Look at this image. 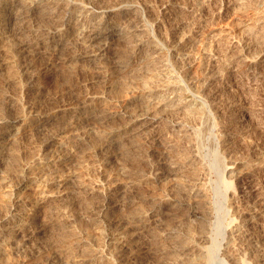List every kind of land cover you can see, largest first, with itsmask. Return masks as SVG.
<instances>
[{
	"label": "rangeland",
	"instance_id": "374dc122",
	"mask_svg": "<svg viewBox=\"0 0 264 264\" xmlns=\"http://www.w3.org/2000/svg\"><path fill=\"white\" fill-rule=\"evenodd\" d=\"M17 1L9 4L13 17L0 18L6 34L0 43V264H46L49 256L53 264H69L68 259L81 247L87 248L85 264L114 263L124 252L130 264H264V0H258V5L257 0H99L131 9L122 21L125 33L118 31L99 57L92 59L73 37L74 31L63 38L69 48L55 49L58 35L50 41L52 46L27 50L25 43L37 40L38 35L44 39L58 26L48 15L52 5L28 15L25 0ZM166 77H172L167 81L173 84L177 81V98H171L175 93H165L172 89L165 88L172 85ZM153 82L158 83L154 86ZM164 94L172 102L185 96L195 98L199 105L166 106L156 124L135 120ZM66 104L74 108L57 115ZM107 114L113 118H106ZM186 114L193 117L189 120ZM172 160L185 172L167 169ZM230 166L237 168L234 174ZM191 183L202 186L203 199L198 195L196 201L193 197L184 202ZM46 195L50 197L40 206L39 220L16 240L1 234L7 224L3 217L14 201L21 203L18 210H24ZM159 197L173 199L163 204L161 219L152 216ZM252 215L258 219L255 236L238 240L236 231L246 228ZM120 219L123 224L118 223ZM143 221L152 222L144 225ZM201 231L207 233V240H197ZM184 246L196 248V255H182L179 248ZM213 246L216 257L210 255ZM198 248L206 253L198 254Z\"/></svg>",
	"mask_w": 264,
	"mask_h": 264
},
{
	"label": "bare ground",
	"instance_id": "6f19581e",
	"mask_svg": "<svg viewBox=\"0 0 264 264\" xmlns=\"http://www.w3.org/2000/svg\"><path fill=\"white\" fill-rule=\"evenodd\" d=\"M11 1V0H10ZM10 1H8V0H0V18L2 17V18H6V19H8V18H10L11 16H12V14L13 13H11V9L9 8L10 7ZM17 1V0H16ZM22 1V0H21ZM118 1V0H117ZM116 1V3H118ZM244 1H246V0H244ZM254 1V0H253ZM12 2H15V1H12ZM18 2V1H17ZM23 2V1H22ZM119 2H120V0H119ZM240 2V1H239ZM250 2V1H249ZM252 2V1H251ZM250 2V3H251ZM256 2H259L258 0L257 1H255V4H256ZM261 2V1H260ZM16 3V2H15ZM20 3V2H19ZM115 3V4H116ZM121 3H122V1H121ZM12 4V3H11ZM45 4H50V5H52L53 7H52V9L53 10H51L52 11V13L51 14H48L49 15V18L58 26L54 31H52L50 34H48L47 36H44V39H42L41 37H43V36H40V35H38L37 37H38V41L35 39V40H31V41H29V42H27V43H25L24 44V46H25V48L27 49V50H29V51H31V50H40V48L41 47H46L47 45H53L50 41H53V40H55L57 37H58V35H60L61 36V38L60 39H58V41H54L55 42V45H53L54 47H55V49L57 48V49H59V48H61L63 45H64V43H63V38L65 37V36H67L69 33H71V32H73L74 31V33H75V36H73L74 38H76V39H78V41H81L80 43H82L85 47H86V49H87V52H86V54L87 55H91L90 56V58L92 57V58H97V57H99V54H101L100 53V51L101 50H103V49H105V47L107 46V43H108V41L109 40H114V39H112L116 34H117V32L118 31H121V30H123V28H122V26L123 25H125L124 24V22H123V24H122V21L124 20V17L126 16V14H127V12L126 11H128V10H130L131 9V7L130 8H124L123 7V5L121 6V7H118V8H116V7H114V6H110V5H104V4H102V3H100L99 2V0H88V2H86V3H84V2H79V1H77V0H25V5H26V9H27V13H28V15L30 14V15H33V13H35L40 7H44L45 6ZM114 4V5H115ZM120 4V3H119ZM118 4V5H119ZM125 4V3H124ZM241 4V3H240ZM245 4H246V2H245ZM260 4V3H259ZM264 4V3H263ZM262 4V5H263ZM117 5V6H118ZM127 5V4H126ZM130 5V4H129ZM248 5H253V4H248ZM256 5H258V4H256ZM262 5H259V6H261L262 7ZM116 6V5H115ZM125 6V5H124ZM135 6V5H134ZM259 6H257V7H259ZM13 7V6H12ZM21 7V6H20ZM246 7H247V5H246ZM252 7L253 6H250V8L252 9ZM254 7H255V5H254ZM264 7V6H263ZM262 7V8H263ZM138 8V7H137ZM136 8V9H137ZM256 8V7H255ZM43 9V8H42ZM45 9V8H44ZM251 9H249V10H251ZM261 8H259L258 9V11L260 10ZM244 10H247V9H244ZM261 10H263V9H261ZM260 10V11H261ZM13 11V10H12ZM26 11V10H25ZM39 11V10H38ZM50 11V12H51ZM18 12V11H17ZM133 12H134V10H133ZM136 12V11H135ZM253 12H255L256 13V11H253L252 10V12L251 13H253ZM262 12H264V11H262ZM38 13H40V12H38ZM41 13H42V11H41ZM48 13V12H47ZM131 13V12H130ZM259 13H261V12H259ZM15 14V13H14ZM18 14V13H17ZM26 14V13H25ZM258 14V13H257ZM16 15V14H15ZM27 15V16H28ZM48 15H45V16H47L48 17ZM130 15V14H129ZM128 15V16H129ZM189 15V14H188ZM192 15V14H191ZM263 15V14H262ZM26 16V17H27ZM127 16V17H128ZM141 16V15H140ZM255 16H256V14H255ZM258 16V15H257ZM13 17V16H12ZM18 17V16H17ZM193 17V16H192ZM198 17V16H197ZM194 18L195 17H193V20H194ZM258 19H260L261 17H257ZM11 19V18H10ZM31 19V18H30ZM257 19V20H258ZM1 20V19H0ZM25 20H27V19H25ZM133 20V19H132ZM135 20H136V18H135ZM141 20V19H140ZM199 20V19H198ZM197 20V21H198ZM21 21V20H20ZM31 21V20H30ZM129 21V20H128ZM127 21V22H128ZM142 21V20H141ZM140 21V22H141ZM126 22V23H127ZM133 22V21H132ZM135 22V21H134ZM193 22V21H192ZM262 22V21H261ZM122 24V25H121ZM134 24V23H133ZM255 24V23H254ZM253 24V25H254ZM143 25V24H142ZM146 25V24H145ZM144 25V26H145ZM264 25V24H263ZM127 26H131V25H127ZM137 27V24L136 25H134V27ZM199 26V25H198ZM197 26V27H198ZM135 27V28H136ZM141 27V26H140ZM196 27V26H195ZM253 27V26H252ZM125 28V27H124ZM134 28V29H135ZM142 28V27H141ZM199 28H201V27H199ZM257 28V27H256ZM263 28V27H262ZM129 29H131V28H128V30ZM132 29H133V27H132ZM133 29V30H134ZM143 29V28H142ZM146 29V28H145ZM149 29V28H148ZM250 29V28H249ZM264 29V28H263ZM9 30V29H8ZM132 30V31H133ZM195 30H196V28H195ZM248 30V29H247ZM261 30V29H260ZM4 30H3V28H2V25L0 24V43H1V41L5 38V33L3 32ZM125 30H123V32H124ZM149 31V30H148ZM252 31H253V29H252ZM8 32V31H7ZM31 32V31H30ZM122 32V31H121ZM120 32V33H121ZM129 32V31H128ZM192 32H193V30H192ZM256 32V31H255ZM35 33H37V31H35ZM35 33H32V34H35ZM125 33V32H124ZM133 33H135V32H133ZM188 33V32H187ZM194 33H195V31H194ZM251 33V32H250ZM9 34V33H8ZM38 34V33H37ZM36 34V35H37ZM137 34V33H136ZM189 34V33H188ZM193 34V33H192ZM256 34V33H255ZM14 35V34H13ZM20 35V34H19ZM118 35H122V34H118ZM130 35V34H129ZM129 35H127V36H129ZM139 35V34H138ZM186 35V34H185ZM195 35V34H194ZM250 35V34H249ZM9 36V35H8ZM59 36V37H60ZM71 36V35H70ZM124 36H126V35H124ZM188 36H190V35H188ZM131 37H132V35H131ZM140 36H138V38H139ZM187 37V36H186ZM255 37V36H254ZM35 38V37H34ZM66 38V37H65ZM118 38V37H117ZM141 38V37H140ZM261 38V37H260ZM259 38V39H260ZM263 38H264V36H263ZM68 39V38H67ZM75 39V40H76ZM128 39V38H127ZM142 39V38H141ZM158 39V38H157ZM184 39V38H183ZM255 39V38H254ZM253 38H252V40L253 41H255ZM258 39V40H259ZM74 40V41H75ZM139 41H140V39H138ZM165 40V39H164ZM191 40V39H190ZM261 40H264V39H261ZM69 41H71V39L70 40H68V42ZM155 41H157V40H155ZM158 41H160L159 39H158ZM157 41V42H158ZM183 41V40H182ZM186 41V40H185ZM5 42V41H4ZM66 42V41H65ZM162 42V41H161ZM187 42H189V41H187ZM20 43H21V41H20ZM72 43V42H71ZM156 43V42H155ZM166 43V42H165ZM186 43V42H185ZM255 43V42H254ZM66 44V43H65ZM73 44V43H72ZM164 44V43H163ZM236 44H237V42H236ZM67 45H68V43H67ZM110 45V44H109ZM137 45V44H136ZM260 45H262V44H260ZM4 46V45H3ZM64 46H66V45H64ZM79 46V45H78ZM133 46V45H132ZM47 47H49V46H47ZM66 47H68V46H66ZM65 47V48H66ZM71 47V46H70ZM85 47H82L83 49L85 48ZM111 47V46H110ZM137 47V46H136ZM154 48L156 47V44H155V46H153ZM160 47V46H159ZM176 47H179L178 45L176 46ZM64 48V49H65ZM69 48V47H68ZM73 48H75V47H73ZM139 48V47H138ZM42 49V48H41ZM52 49V48H51ZM67 49V48H66ZM109 49V48H108ZM140 49V48H139ZM156 49V48H155ZM160 49V48H159ZM163 49V48H162ZM165 49V48H164ZM263 49H264V47H263ZM26 50V51H27ZM44 50V49H43ZM46 50V49H45ZM50 50V49H49ZM49 50H46V51H49ZM53 50V49H52ZM80 50V49H79ZM154 50V49H153ZM147 51V50H146ZM164 51V50H163ZM37 52V51H36ZM49 52H51V51H49ZM54 52V51H53ZM56 52H58V51H56ZM55 52V53H56ZM136 52V51H135ZM139 52V51H138ZM153 52V51H152ZM157 52L158 51H156V52H154V53H156L157 54ZM22 53V52H21ZM28 53V52H27ZM26 53V54H27ZM33 53V52H32ZM39 53V52H38ZM104 53V52H103ZM85 54V55H86ZM141 54V53H140ZM76 55V54H75ZM83 54H81V56H82ZM102 55H104V54H102ZM77 56H78V54H77ZM139 56V55H138ZM151 56V55H150ZM264 56V55H263ZM249 57V56H248ZM91 58V59H92ZM142 58V57H141ZM150 59V58H149ZM253 59V58H252ZM86 60H87V58H86ZM96 60V59H95ZM132 60V59H131ZM152 60V59H151ZM249 60H250V58H249ZM98 61V60H97ZM150 61V60H149ZM153 61V60H152ZM248 62V61H247ZM251 62V61H250ZM102 63H104V62H102ZM145 63V62H144ZM178 63V62H177ZM176 63V64H177ZM256 63V62H255ZM142 64V63H141ZM174 63H172V65H173ZM245 64V63H244ZM243 64V65H244ZM3 65V64H2ZM175 65V64H174ZM257 65V64H256ZM148 66V65H147ZM177 66V65H176ZM159 67V66H158ZM171 67V66H170ZM169 67V68H170ZM178 67H179V65H178ZM151 68V67H150ZM161 68V67H160ZM163 68V67H162ZM164 68H165V66H164ZM174 68H176V67H174ZM180 68H181V66H180ZM256 68V67H255ZM152 69V68H151ZM166 69V68H165ZM147 70V69H146ZM158 70V72H159V69H157ZM167 70V69H166ZM136 71H138V70H136ZM152 71H154V70H152ZM156 71V70H155ZM162 71V70H161ZM160 71V72H161ZM170 71V70H169ZM183 71V70H182ZM147 72V71H146ZM162 72H164V70L162 71ZM181 72V71H180ZM184 72V71H183ZM138 73V72H137ZM156 73V72H155ZM171 73V72H170ZM169 73V74H170ZM140 74V73H139ZM159 74V73H158ZM182 75H183V73H181ZM143 75V74H142ZM157 75V74H156ZM161 75V74H160ZM166 75V74H165ZM179 75V74H178ZM146 76V75H145ZM149 76V75H148ZM148 76H146V77H148ZM152 76V75H151ZM155 76V75H154ZM158 76V75H157ZM162 76V75H161ZM164 76V75H163ZM170 76V75H169ZM172 76H173V73H172ZM184 76V78H185V76H186V74L185 75H183ZM145 77V78H146ZM173 77H175V76H173ZM141 78V77H140ZM143 78V77H142ZM150 78V77H149ZM148 78V79H149ZM153 78H155V77H153ZM156 78H158V77H156ZM172 78V77H171ZM170 77H169V79H171ZM176 78V80L178 79L177 77H175ZM163 79V78H162ZM167 77H166V82H168L167 81ZM168 79V80H169ZM174 79V78H173ZM189 79V78H188ZM157 79H155V81H156ZM165 80V79H164ZM175 80V81H176ZM181 80H183V79H181ZM187 80V79H186ZM186 80H183V82L184 81H186ZM160 81H161V78H160ZM170 81H172V80H170ZM178 81V80H177ZM177 81H176V83H177ZM189 81V80H188ZM147 82V81H146ZM146 82H145V84H146ZM153 83H155V82H153ZM158 83V82H157ZM157 83H155V85L154 86H156V84ZM163 82H161V84H162ZM169 84H172L171 86L169 85V86H167V87H165V88H172V89H170L169 91L167 90L165 93H175V95L173 96L172 94V99L174 98V97H176L177 98V94H179L178 92V90H177V88H178V86L176 85V83L175 84H173V81L172 82H168ZM167 83V84H168ZM180 83V82H179ZM186 83V82H185ZM148 84V83H147ZM160 84V85H161ZM166 84V83H165ZM188 84V83H187ZM150 85V84H149ZM148 85V86H149ZM151 85H152V83H151ZM178 85H180V84H178ZM88 86V85H87ZM153 86V85H152ZM162 86V85H161ZM166 86V85H165ZM145 87H146V85H145ZM182 87V86H181ZM158 88H159V85H158ZM157 88V89H158ZM162 88V87H161ZM179 88H180V86H179ZM150 89H151V86H150ZM156 89V88H155ZM182 89V88H181ZM181 89H180V91H181ZM155 91V90H154ZM160 91V90H159ZM184 91V90H183ZM188 91H190V90H188ZM148 92V91H147ZM150 92V91H149ZM161 92H163V91H161ZM160 92V93H161ZM190 93V92H189ZM145 95H146V93H144ZM149 94V93H148ZM186 94V93H185ZM163 95V94H162ZM165 95V97H161V98H159L158 97V99L156 100V103H154V105H152V107H150L151 105H149V106H147V108H145V110H144V112L142 113V115L140 116V117H136V119L135 120H137V122L138 121H143V122H145V124L146 123H149V124H153V123H155V122H157V120H158V118H159V116L161 115V113L163 112V110H164V112H165V109L167 108L166 106H170V108L172 107V109L173 108H178L179 107V109H180V107H183L184 108V106H190V107H194V105H196V104H198L199 103V100H196L194 97V99H192L191 97L190 98H188V96H185L184 98H183V100H180L179 99V101H174V102H172L171 100L172 99H169L168 97H166V94H164ZM142 96V95H141ZM179 96V95H178ZM180 96H182V94H180ZM189 96H191V95H189ZM192 96H193V94H192ZM143 97V96H142ZM141 97V98H142ZM148 97H152V96H148ZM157 97V96H156ZM170 97V96H169ZM198 97H200V96H198ZM93 98V97H92ZM179 98V97H178ZM146 100V99H145ZM154 100V99H153ZM170 101V102H169ZM88 102V101H87ZM86 102V103H87ZM148 102V101H147ZM70 103V102H69ZM145 104H146V101L144 102ZM200 103H202V102H200ZM148 104H149V102H148ZM64 105V104H63ZM67 105V104H66ZM65 105V106H66ZM70 105V104H69ZM87 105V104H86ZM144 105V104H143ZM147 105V104H146ZM199 105V104H198ZM82 107V106H81ZM146 107V106H145ZM196 107V106H195ZM74 107H73V105H70V106H66V107H64V108H59L58 110H57V115H59L61 112H63V113H65V112H67V111H69V110H71V109H73ZM165 108V109H164ZM198 108V106L196 107V109ZM224 108V107H223ZM77 109V108H76ZM171 109V110H172ZM186 109H188V107H186ZM191 109V108H190ZM189 109V110H190ZM193 109V108H192ZM199 109V108H198ZM201 109V108H200ZM167 110H169V111H171L170 109H169V107H168V109ZM166 110V113L168 112ZM184 110V109H183ZM182 110V111H183ZM195 110V109H194ZM203 110V109H202ZM202 110L200 111V112H202ZM142 111V110H141ZM140 111V112H141ZM176 111V110H175ZM74 112V111H73ZM72 112V113H73ZM90 113H92L91 111H89ZM139 112V113H140ZM191 112V111H190ZM193 112V111H192ZM199 112V111H198ZM125 113H127V112H125ZM125 113H124V115H125ZM185 113H186V111H185ZM188 113V112H187ZM195 113H197V111L195 112ZM136 114H138L137 112H136ZM136 114H133V118H134V115H136ZM141 114V113H140ZM165 114V113H164ZM168 114V113H167ZM184 114V113H183ZM62 115V114H61ZM64 115V114H63ZM89 115V114H88ZM98 115V114H97ZM105 115V114H104ZM109 114H107V116H108ZM112 115H113V113H112ZM128 115V114H127ZM173 115V114H172ZM171 115V116H172ZM192 115V114H191ZM195 115V114H194ZM204 115V114H203ZM77 116V115H76ZM75 116V117H76ZM79 116V115H78ZM110 116H111V113H110ZM131 116V115H130ZM129 116V117H130ZM163 116V115H162ZM170 116V115H169ZM186 116L189 118V120H190V117H193V116H188L187 114H186ZM199 116V115H198ZM202 116V115H201ZM101 117V116H100ZM103 118H104V116H102ZM125 117V116H124ZM200 117V116H199ZM48 118V117H47ZM74 118V117H73ZM81 118V117H80ZM82 118H83V116H82ZM86 118V117H85ZM102 118V119H103ZM106 118H113V117H106ZM162 118V117H161ZM173 118V117H172ZM180 118H181V116H180ZM188 118L186 119V120H188ZM105 119V118H104ZM104 119H103V121H104ZM160 119V118H159ZM175 119V118H174ZM183 119V118H182ZM185 119V118H184ZM242 119V118H241ZM77 120H78V118H77ZM80 120V119H79ZM134 120V119H133ZM181 120V119H180ZM185 120V121H186ZM74 122H75V120H73ZM105 121H107L106 119H105ZM131 120H129V122H130ZM184 121V120H183ZM182 122L181 121V123H186V122ZM29 122V121H28ZM128 122V123H129ZM179 122V121H178ZM11 123V122H10ZM45 123V122H44ZM131 123V122H130ZM180 123V124H181ZM234 123V122H233ZM237 123V122H236ZM73 124V123H72ZM76 124V123H75ZM156 124V123H155ZM177 124V123H176ZM238 124V123H237ZM15 125V124H14ZM13 125V126H14ZM23 125V127H26L28 124H22ZM34 125V124H33ZM127 125V124H126ZM182 126V125H181ZM184 126V125H183ZM45 127V126H44ZM134 127V126H133ZM148 127V126H147ZM180 127V126H179ZM221 127V126H220ZM136 128V127H135ZM232 128V127H231ZM237 128V127H236ZM240 128V127H239ZM243 128V127H242ZM122 129V128H121ZM137 129V128H136ZM222 129V128H221ZM118 130V129H117ZM127 131H128V129H126ZM132 130V129H131ZM135 131V130H134ZM240 131V130H239ZM124 132V131H123ZM180 132V131H179ZM128 133V132H127ZM126 133V134H127ZM130 133V132H129ZM239 132H237V134H238ZM244 133V132H243ZM119 134V133H118ZM124 134H125V132H124ZM226 134V133H225ZM231 134V133H230ZM229 134V135H230ZM239 134H241V133H239ZM109 135V134H108ZM111 135H114V134H111ZM122 135V134H121ZM242 135V134H241ZM245 135V134H244ZM128 136V135H127ZM190 136V135H189ZM227 136V135H226ZM225 136V137H226ZM112 137H114V136H112ZM119 137V136H118ZM239 137V136H238ZM115 138V137H114ZM125 138H126V136L124 137V140H125ZM187 138V137H186ZM116 139V138H115ZM120 139H122V137L120 136L119 138H117V140L119 141ZM109 140V139H108ZM107 140V141H108ZM111 140V139H110ZM151 140V139H150ZM51 141V140H50ZM54 141V140H53ZM117 141V142H118ZM121 141V140H120ZM123 141V140H122ZM227 142H228V140H226ZM111 142V141H110ZM226 142V143H227ZM231 142V141H230ZM235 142V141H234ZM112 143V142H111ZM124 143V142H123ZM46 144H48V143H46ZM115 144V143H114ZM118 144H121L120 142L118 143ZM225 144V143H224ZM232 144V143H231ZM50 147V146H49ZM51 147H52V145H51ZM55 147V146H54ZM234 147V146H233ZM42 148V147H41ZM228 148V147H227ZM57 149V148H56ZM135 149V148H134ZM55 150V149H54ZM59 150V149H58ZM44 152H45V150H43ZM49 151V150H48ZM52 151V150H51ZM53 152V151H52ZM56 153L58 152V151H55ZM46 153H47V151H46ZM43 154V153H42ZM59 154V153H58ZM231 154V153H230ZM237 154V153H236ZM51 155V154H50ZM50 155H48V156H50ZM187 155V154H186ZM259 155V154H258ZM61 156V155H60ZM172 156V155H171ZM46 157V156H45ZM57 157V156H56ZM180 157V156H179ZM178 157V158H179ZM196 157V156H195ZM256 157V156H255ZM255 157H254V159H255ZM260 157V156H259ZM54 158V155L52 156V159ZM61 158V157H60ZM168 158H170V157H168ZM194 158V157H193ZM199 158V157H198ZM220 158V157H219ZM218 158V159H219ZM41 159H43V158H41ZM47 159V158H46ZM57 159L59 160V158L57 157ZM56 159V160H57ZM217 159V160H218ZM236 159H238V158H236ZM253 159V158H252ZM191 160H193V159H191ZM220 160H222L221 158H220ZM246 160V159H245ZM256 161L257 160H260V159H255ZM34 161V160H33ZM37 161V160H36ZM45 161V160H44ZM53 161H54V159H53ZM173 161V160H172ZM179 161H180V159H179ZM243 161V160H242ZM255 161V162H256ZM262 161V160H261ZM45 162H47V160L45 161ZM49 162V161H48ZM58 162V161H57ZM56 162V163H57ZM60 162V161H59ZM168 162V161H167ZM170 162V161H169ZM191 162V161H190ZM194 162V161H193ZM200 162V161H199ZM217 163H218V161H216ZM248 162V161H247ZM249 162H251V159H250V161ZM253 162V161H252ZM50 163H52V162H50ZM54 163V162H53ZM52 163V164H53ZM55 163V164H56ZM176 163H178V162H175L174 163V161H173V163H170V164H168V168L167 169H170L172 172H176V171H178L179 169H182V168H180V165H178V164H176ZM183 163V162H182ZM189 163V162H188ZM195 163V162H194ZM203 163V162H202ZM222 163V164H221ZM220 164L221 165H223V162H221ZM240 163V162H239ZM245 163V162H244ZM254 163V162H253ZM40 164V163H39ZM180 164H181V162H180ZM238 164V163H237ZM246 164H248V163H246ZM257 164V163H256ZM258 164H260L259 163V161H258ZM30 165V164H29ZM29 165H27V166H29ZM33 165V164H32ZM36 166H37V164H35ZM41 165V164H40ZM43 165H45V164H43ZM56 165H58V164H56ZM199 165V164H198ZM202 165H204V163L202 164ZM235 165V164H234ZM254 165V164H253ZM31 166V165H30ZM29 166V167H30ZM46 166V165H45ZM167 166V165H166ZM183 166V165H182ZM220 166V165H219ZM39 167V166H38ZM37 167V168H38ZM42 167V166H41ZM53 167V166H52ZM57 167V166H56ZM58 167H60V164L58 165ZM159 167V166H158ZM157 167V168H158ZM196 167V166H195ZM200 167V166H199ZM202 167V166H201ZM224 167V166H223ZM248 167V166H247ZM250 167V166H249ZM186 168H187V165H186ZM189 168V167H188ZM187 168V169H188ZM191 168V167H190ZM26 169V168H25ZM229 169H230V171H231V173L230 174H234V172H236V169H235V167L234 166H230L229 167ZM238 169H240V168H238ZM247 169V168H246ZM249 169V168H248ZM27 170V169H26ZM29 170H31V169H29ZM182 170H184V172H185V169H182ZM198 170V169H197ZM250 170V169H249ZM23 171V170H22ZM170 171V172H171ZM204 171V170H203ZM32 172V171H31ZM34 172V171H33ZM240 172V171H239ZM177 173H179V172H177ZM180 173H182V171L180 172ZM179 173V174H180ZM188 173L190 174V171H188ZM196 173V172H195ZM28 174V173H27ZM194 174V173H193ZM193 174H192V176H193ZM198 174V173H197ZM199 174H201V173H199ZM198 174V175H199ZM229 174V175H230ZM239 174V173H238ZM23 175V174H22ZM26 175V174H25ZM106 175V174H105ZM104 175V176H105ZM157 175V174H156ZM236 175H237V173H236ZM107 176V175H106ZM188 176V175H187ZM197 176V175H196ZM233 176V175H232ZM190 177V176H189ZM201 177V176H200ZM200 177H197V179L198 178H200ZM230 177V176H229ZM108 178V177H107ZM111 178V177H110ZM191 178V177H190ZM195 178V177H194ZM194 178H192V180L194 179ZM105 179V178H104ZM109 179V178H108ZM50 180V179H49ZM48 180V181H49ZM106 180V179H105ZM110 181H108V183L109 182H111V180L112 179H109ZM188 180H189V178H188ZM187 180V181H188ZM199 180V179H198ZM197 180V181H198ZM60 181V180H59ZM195 181H196V179H195ZM194 181V182H195ZM104 182H106V181H104ZM104 182L102 183V185L104 184ZM142 182V181H141ZM178 182V181H177ZM101 183V182H100ZM135 183V182H134ZM140 183V182H139ZM179 183V182H178ZM176 184V185H178L179 186V184ZM201 183H202V181H201ZM113 184V183H112ZM111 184V185H112ZM132 184V183H131ZM182 184H184V182H182ZM186 184H189V182L188 183H186ZM192 184V183H191ZM197 184V183H196ZM203 184V183H202ZM102 185L101 186H99V187H101L102 188ZM110 185V186H111ZM181 185V184H180ZM105 186V185H104ZM109 186V187H110ZM197 185H190V188H189V190L187 191V194H186V201H184V202H189V201H193V197H194V200H195V196H200V197H202L203 196V192L205 191L204 189V191L202 190V186H201V188L200 187H196ZM175 187H177V186H175ZM180 187H182V186H180ZM185 188L187 187V186H184ZM98 187H96V189H97ZM125 188V187H124ZM166 188V187H165ZM188 188V187H187ZM203 188H204V186H203ZM93 189H94V187H93ZM108 189V188H107ZM106 189V190H107ZM117 189H119V187L117 188ZM98 190V189H97ZM101 190V189H100ZM106 190H104V191H106ZM108 190H110V189H108ZM115 190V189H114ZM166 190V189H165ZM102 191H103V188H102ZM113 191V190H112ZM42 192H43V190H42ZM107 192V191H106ZM105 192V194H108L109 192H107L106 193ZM116 192V191H115ZM44 193H45V191H44ZM44 193H43V195H44ZM92 193V192H91ZM102 193L103 192H101V195H102ZM112 193V192H111ZM181 193V192H180ZM179 193V194H180ZM47 194H48V192H47ZM58 194V193H57ZM61 194V193H60ZM98 194V193H97ZM184 194V193H183ZM206 194V193H205ZM42 195V194H41ZM99 195V194H98ZM50 196H51V194H50ZM49 195H46V196H43V198H41V200H38L36 203H32L33 205H31V206H29V207H27L26 209H24V210H22V209H20V210H18V208L20 207V204L19 203H15V201H14V205H12V206H10V212L8 211V215H5V217H3L6 221H7V224L5 225V226H2L3 228H2V230H1V234H3V235H7L8 237H9V240H11V241H14V240H16L24 231H26V227L27 226H29V224H32V223H35L37 220H39V217H40V215H41V209H40V206H42L43 205V203L47 200V198L48 197H50ZM103 196V195H102ZM110 196V195H109ZM108 196V197H109ZM162 196V195H161ZM177 196V195H176ZM179 196V195H178ZM198 196V197H199ZM64 197V196H63ZM107 197V196H106ZM106 197H105V199H106ZM180 197V196H179ZM178 197V198H179ZM182 197V196H181ZM180 197V198H181ZM197 197V198H198ZM160 198V197H159ZM173 198V197H172ZM18 199L19 198H17V201H18ZM21 199V198H20ZM37 199V198H36ZM158 199V198H157ZM166 199V198H165ZM165 199H163V198H160L158 201L156 200V199H154V201L156 202V204H153V205H155L156 207H153V212L155 213L154 215L152 214V216H157L158 215V217L160 218V216L164 213V211H163V204H165V203H171V201L173 200H171V201H167V200H165ZM183 199V198H182ZM181 199V200H182ZM202 199H203V197H202ZM201 198H200V201L202 200ZM205 200H206V197L204 198ZM13 200V199H12ZM104 200V197H103V199H102V201ZM175 200H176V198H175ZM178 200H180V199H178ZM177 200V201H178ZM198 201H199V199H197ZM205 200H203V201H205ZM19 201H21V200H19ZM24 201V200H23ZM22 201V202H23ZM196 201V200H195ZM198 201H197V203H198ZM203 201L202 202H199V203H203ZM100 202V201H99ZM107 202H108V200H107ZM174 202V201H173ZM176 202V201H175ZM180 202V201H179ZM13 203V202H12ZM24 203V202H23ZM154 203V202H153ZM178 203V202H177ZM192 203V202H191ZM194 203V202H193ZM198 203V204H199ZM205 203V202H204ZM203 203V204H204ZM206 203H207V201H206ZM25 204V203H24ZM104 203H102V205H103ZM107 204V203H106ZM45 205V204H44ZM100 205V204H99ZM105 205V204H104ZM167 205V204H166ZM175 205V204H174ZM188 205H190V204H188ZM194 205V204H193ZM106 206V205H105ZM112 206V205H111ZM110 206V207H111ZM168 206V205H167ZM182 206V204H178V207H181ZM200 206V205H199ZM206 206V205H205ZM2 207V206H1ZM26 207V206H25ZM171 207H173V206H171ZM175 207V206H174ZM183 207V206H182ZM204 207V206H203ZM22 208V207H21ZM23 208H24V206H23ZM121 208V207H120ZM165 208H166V206H165ZM176 208H177V205H176ZM249 208H251V206L249 207ZM248 208V209H249ZM99 209V208H98ZM108 209H109V206H108ZM150 209V208H149ZM174 209V208H173ZM245 209L246 208H244L243 210H242V212L243 211H245ZM103 210V209H102ZM176 210V209H175ZM253 209H251V211H252ZM195 211V210H194ZM193 211V212H194ZM247 211V210H246ZM105 212H107V210H105ZM109 212V211H108ZM141 212V211H140ZM250 212V211H249ZM253 212V211H252ZM256 212V211H255ZM254 212V213H255ZM7 213V212H6ZM103 214H104V212H102ZM166 213V212H165ZM196 213V212H195ZM108 214V213H107ZM134 214H135V212H134ZM140 214V213H139ZM142 214H145V213H142ZM147 214V213H146ZM131 215V214H130ZM148 215H150V214H148ZM165 215V214H164ZM42 216H43V214H42ZM104 216H106V215H104ZM128 216V215H127ZM146 216V215H145ZM256 216H258V215H256ZM138 217V216H137ZM149 217V216H148ZM151 217V216H150ZM246 217H248V216H246ZM246 217H244V218H246ZM259 217V216H258ZM44 218V217H43ZM42 218V219H43ZM139 218V217H138ZM153 218V217H152ZM151 218V219H152ZM155 218V217H154ZM243 218V217H242ZM143 219V218H142ZM150 219V218H149ZM158 219V218H157ZM161 219V218H160ZM256 219L257 218H255V216H250L249 218H248V222H245V223H247V225H245L246 226V228H244L243 230H241V229H238L237 231H236V234L235 235H237V239L238 240H241V241H245V240H249V239H251V238H253L254 236H255V234H256V232H255V229H254V224H256L255 222H256ZM261 219V218H260ZM259 219V220H260ZM141 220V219H140ZM258 220V219H257ZM118 221V223H120V224H123L124 223V220H122V219H120V220H117ZM117 221H115V222H117ZM149 220H147V222H148ZM39 222V221H38ZM114 222V221H113ZM114 222V223H115ZM144 222V225H145V223L147 224V222L146 221H143ZM150 222H152V221H150ZM150 222H149V224H150ZM154 222V221H153ZM258 222V221H257ZM113 223V224H114ZM120 224H119V226H120ZM149 224H147V225H149ZM258 224V223H257ZM118 225V224H117ZM126 225V224H125ZM32 227V226H31ZM121 227H123L122 225H121ZM147 227V226H146ZM234 227V226H233ZM238 227V226H237ZM256 228V227H255ZM124 229V228H123ZM257 229V228H256ZM196 230V229H195ZM200 230H202V229H200ZM170 231H171V229H170ZM175 231V230H174ZM257 231V230H256ZM32 232H35V231H32ZM125 232V231H124ZM195 232V231H194ZM233 232V231H232ZM38 233H39V231H38ZM77 233H79V232H77ZM83 233V232H82ZM37 234V233H36ZM80 234V233H79ZM78 234V235H79ZM179 234V233H178ZM29 235H30V233H29ZM121 235H122V233H121ZM195 235H196V233H195ZM23 236H24V234H23ZM31 236V235H30ZM80 236V235H79ZM123 236H125V235H123ZM232 236V235H231ZM26 237V236H25ZM197 237H199V238H197V240H207L208 238H209V236L207 235V233L206 232H203V231H201V232H199V234H198V236ZM233 238L235 237L236 238V236H232ZM83 238V237H82ZM169 238V237H168ZM196 238V237H195ZM31 239H33V238H31ZM125 239V238H124ZM74 240V239H73ZM72 240V241H73ZM77 240L78 241H76V243L78 244V242H79V240H80V238H77ZM122 240V239H121ZM120 240V241H121ZM197 240H195V241H197ZM236 240V239H235ZM254 240V239H253ZM24 241V240H23ZM28 241V240H27ZM124 241V240H123ZM21 242V241H20ZM19 242V243H20ZM25 242V241H24ZM83 242V241H82ZM185 242V241H184ZM231 242H233V246H234V240L233 241H231ZM236 242V241H235ZM238 242V241H237ZM33 243V242H32ZM72 243V242H71ZM70 243V244H71ZM75 243V242H74ZM190 243V242H189ZM243 243V242H242ZM35 244V243H34ZM83 244V243H82ZM126 244V243H125ZM175 244V243H174ZM182 244V243H181ZM237 245L239 244V243H236ZM24 245V244H23ZM119 245V244H118ZM124 245V244H123ZM123 245L121 246V247H123ZM194 245V244H193ZM197 245V244H196ZM195 245V246H196ZM236 245V246H237ZM244 245V244H243ZM75 246H76V244H75ZM74 246V247H75ZM80 246L81 245H77V247L78 248H80ZM127 246V245H126ZM164 246H166V245H164ZM188 246V245H187ZM232 246V247H233ZM253 246V245H252ZM76 247V248H77ZM86 247H87V243H86ZM160 247V246H159ZM1 248V247H0ZM89 248V247H88ZM103 248V247H102ZM118 248H120V247H118ZM124 248V247H123ZM191 248H192V246H191ZM196 248H197V246H196ZM196 248H193V249H190L189 247H186V246H184V247H180L179 248V250H180V253H182V255L183 254H185V255H187V254H190V253H192V254H194L195 252L194 251H196ZM228 248H229V246H228ZM247 248V247H246ZM245 248V249H246ZM254 248V247H253ZM87 249V248H86ZM86 249H84L83 247H81L79 250H77L76 252H75V255L72 257V256H70V257H72L71 259H68V260H70V262H69V264H85V262H84V257L83 256H86V254L84 255V253H85V250ZM90 249V248H89ZM164 249V248H163ZM175 249V248H174ZM3 250V249H2ZM92 250V249H91ZM99 250V249H98ZM124 250V249H123ZM122 250V251H123ZM152 250V249H151ZM176 250H178V249H176ZM198 250H199V252H198V254L200 253H202V252H205L206 253V251H204L203 249L201 250V248L199 249L198 248ZM210 250V255L211 256H215L216 257V248L213 246V247H211V249H209ZM236 250V249H235ZM247 250H249V248L247 249ZM253 250V249H252ZM101 251V250H100ZM121 251V252H122ZM127 251V250H126ZM227 251V250H226ZM229 252H230V250H228ZM1 252V251H0ZM61 252V251H60ZM88 252V251H87ZM86 252V253H87ZM90 252V251H89ZM95 252H96V250H95ZM120 252V253H121ZM158 252V251H157ZM174 252H175V250H174ZM229 252H228V255H229ZM257 253V251H254V253ZM100 253V252H99ZM119 253V254H120ZM124 253H126V252H124ZM124 253H122L121 255H120V257H118V255H117V257L118 258H115V259H117V261L116 262H114V263H111L110 261V263L111 264H130L129 262H131V261H129L128 262V256L127 255H124ZM131 253V252H130ZM234 253V252H233ZM253 253V254H254ZM255 253V254H256ZM258 253H259V251H258ZM56 254V253H55ZM63 254V253H62ZM89 254V253H88ZM87 254V255H88ZM101 254V253H100ZM116 254H118V253H116ZM191 254V255H192ZM230 254H231V252H230ZM235 254H237V253H235ZM254 254V255H255ZM260 254V253H259ZM52 255H53V253H52ZM72 255H73V250H72ZM94 255V254H93ZM195 255H196V253H195ZM205 255V254H204ZM257 255V254H256ZM262 255V254H261ZM0 256H1V254H0ZM53 256H55V255H53ZM89 256V255H88ZM100 256V255H99ZM135 256V255H134ZM190 255H188V257H189ZM194 256V255H193ZM199 256V255H198ZM236 256V255H235ZM235 256H233L234 258H235ZM239 256V255H238ZM237 256V257H238ZM50 258H51V256H49ZM48 257V259L46 260V264H53V263H55V262H52L51 261V259ZM78 257V258H77ZM81 257V258H80ZM83 257V258H82ZM191 257V256H190ZM196 257V256H195ZM231 257V256H230ZM253 257H255V256H253ZM259 258H260V255L258 256ZM258 257H256V259L258 258ZM55 258V257H54ZM80 258V259H79ZM177 258V257H176ZM187 258V257H186ZM202 258V257H201ZM205 258V257H204ZM114 259V260H115ZM203 259V258H202ZM233 259V258H232ZM239 259V258H238ZM64 260V259H63ZM105 260H107V259H105ZM182 260H184V259H182ZM235 260H237V258H235ZM240 260V259H239ZM1 261V260H0ZM54 261H56V260H54ZM179 261V260H178ZM197 261V260H196ZM199 261V260H198ZM258 261V260H257ZM68 262V261H67ZM99 262V261H98ZM104 262H106V261H104ZM103 262V263H104ZM133 262V261H132ZM183 262H185V261H183ZM109 263V264H110ZM179 263V262H178ZM238 263H239V261H238ZM89 264V263H88ZM104 264H108V262L107 263H104Z\"/></svg>",
	"mask_w": 264,
	"mask_h": 264
}]
</instances>
